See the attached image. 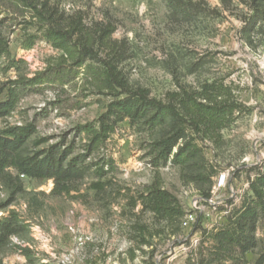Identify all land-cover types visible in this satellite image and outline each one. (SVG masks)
<instances>
[{
	"label": "rangeland",
	"instance_id": "rangeland-1",
	"mask_svg": "<svg viewBox=\"0 0 264 264\" xmlns=\"http://www.w3.org/2000/svg\"><path fill=\"white\" fill-rule=\"evenodd\" d=\"M35 4L43 17L0 0V102L18 83L14 109L0 118V136L31 126L20 158H40L51 148L71 151L65 163L85 158L62 193L61 185L53 191V179L38 181L14 167L0 171V218L14 212L22 222L0 247V264H264V215L247 230L237 222L254 199L250 182L264 173V0ZM54 27L70 33L71 56L47 41L45 32ZM104 63L149 98L168 102L172 93L212 85L238 109L207 138L188 131L202 152L191 166L157 162L152 144L169 124L150 128L140 119L125 118L88 153L78 127L123 98L93 76ZM109 160L111 169L97 177L96 166L107 170ZM97 182L103 191L93 189ZM156 182L177 199L179 220L162 222L143 208L140 195ZM221 231L236 242L220 250L215 235Z\"/></svg>",
	"mask_w": 264,
	"mask_h": 264
},
{
	"label": "trees",
	"instance_id": "trees-1",
	"mask_svg": "<svg viewBox=\"0 0 264 264\" xmlns=\"http://www.w3.org/2000/svg\"><path fill=\"white\" fill-rule=\"evenodd\" d=\"M13 1L21 3L25 7L33 8L37 16H44L35 4L38 0ZM45 37L48 42L54 44L55 48L62 50L65 55L71 56L72 51L68 47L69 32L54 27L46 30ZM31 46L32 43L28 44L26 48L29 49ZM4 52L5 50L2 51V54ZM80 64L81 62L77 66ZM93 76L98 79L102 89L108 90L111 94L115 92L114 95H121L123 98L111 103L107 112L95 122L78 127V134H83L88 140L86 146L88 153L98 150L114 133L115 126L125 118L131 121L140 119L150 128H159L169 124L168 132L152 144V148L156 152L155 160L157 162L167 163L170 160L176 166H191L202 160V152L188 131L207 138L223 129L227 119L238 109V105L230 103L226 99L223 88H213L212 85L203 86L200 92L172 93L169 97L170 100L163 102L149 98L143 90L134 91L130 89L120 73L110 64L104 63ZM15 84L18 83L14 82L8 88L7 99L0 102V118L8 115L17 103L18 94L16 87H14ZM4 89L5 87H0V96ZM117 89L120 92L117 93ZM33 131L31 126H18L2 131L0 136V171L3 172L5 168L14 167L20 175L38 181L53 179V191H58L57 189L61 185L58 192H67L65 185L76 175L78 165L85 156L74 157L65 163L71 151L59 153L56 148H51L40 158L38 156L20 158V150L33 134ZM106 165H108L107 170H105V166H96L95 174L97 177H103L111 169V160L107 161ZM93 189L103 191L104 184L97 182L93 184ZM249 190L254 199L239 215L237 222L241 230H247L257 219L258 214L264 215V173L256 175L250 182ZM140 199L143 208L159 221L171 223L184 215L177 199L164 190L158 182L147 187L145 192L140 195ZM135 204L134 202L133 206ZM21 228L22 222L16 213L11 212L7 216H2L0 218V247L10 237L17 235ZM215 238L220 250L226 248L227 243L236 242L229 232L221 231L215 235ZM28 253L27 248L22 249V255L29 261ZM216 258L214 257L215 261Z\"/></svg>",
	"mask_w": 264,
	"mask_h": 264
}]
</instances>
